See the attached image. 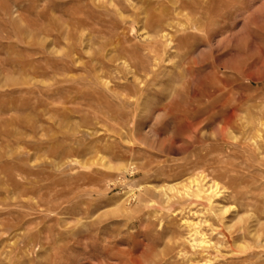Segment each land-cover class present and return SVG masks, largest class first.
I'll return each mask as SVG.
<instances>
[{
    "label": "rangeland",
    "instance_id": "1",
    "mask_svg": "<svg viewBox=\"0 0 264 264\" xmlns=\"http://www.w3.org/2000/svg\"><path fill=\"white\" fill-rule=\"evenodd\" d=\"M0 264H264V0H0Z\"/></svg>",
    "mask_w": 264,
    "mask_h": 264
},
{
    "label": "bare ground",
    "instance_id": "2",
    "mask_svg": "<svg viewBox=\"0 0 264 264\" xmlns=\"http://www.w3.org/2000/svg\"><path fill=\"white\" fill-rule=\"evenodd\" d=\"M170 40V39H169ZM131 52V51H130ZM131 61V60H130ZM132 63V62H131ZM196 114V113H195ZM197 122V121H196ZM201 123V122H200ZM192 124V123H191ZM197 126V125H196ZM230 126V125H229ZM191 127H192V125H191ZM204 181V180H203ZM204 183V182H203ZM199 185L200 184H197L195 187H198L199 188ZM214 192V186H211V187H209V189H206L205 190V193H208V194H211V193H213Z\"/></svg>",
    "mask_w": 264,
    "mask_h": 264
}]
</instances>
